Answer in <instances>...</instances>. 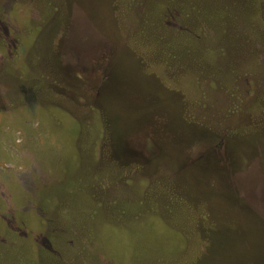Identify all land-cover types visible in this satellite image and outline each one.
<instances>
[{
    "label": "rangeland",
    "instance_id": "rangeland-1",
    "mask_svg": "<svg viewBox=\"0 0 264 264\" xmlns=\"http://www.w3.org/2000/svg\"><path fill=\"white\" fill-rule=\"evenodd\" d=\"M264 259V0H0V264Z\"/></svg>",
    "mask_w": 264,
    "mask_h": 264
},
{
    "label": "trees",
    "instance_id": "trees-1",
    "mask_svg": "<svg viewBox=\"0 0 264 264\" xmlns=\"http://www.w3.org/2000/svg\"><path fill=\"white\" fill-rule=\"evenodd\" d=\"M257 264H264V259L262 261H258Z\"/></svg>",
    "mask_w": 264,
    "mask_h": 264
}]
</instances>
